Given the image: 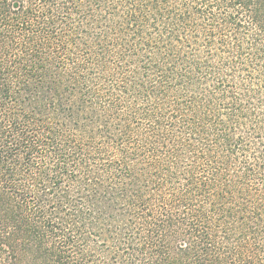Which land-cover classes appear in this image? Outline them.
<instances>
[{
  "label": "trees",
  "instance_id": "trees-1",
  "mask_svg": "<svg viewBox=\"0 0 264 264\" xmlns=\"http://www.w3.org/2000/svg\"><path fill=\"white\" fill-rule=\"evenodd\" d=\"M127 1L0 0V264H264V0Z\"/></svg>",
  "mask_w": 264,
  "mask_h": 264
},
{
  "label": "rangeland",
  "instance_id": "rangeland-1",
  "mask_svg": "<svg viewBox=\"0 0 264 264\" xmlns=\"http://www.w3.org/2000/svg\"><path fill=\"white\" fill-rule=\"evenodd\" d=\"M147 3L149 1H153V3L158 4V7H161L164 11L168 10L170 12H176L182 13L185 12L187 9L192 11H195L194 19L191 20V24H196L199 26H208V25H219L222 24L223 18L225 16L223 15L224 12H226V8H229V12L233 13L231 14V17L233 18L230 22H236V23H242L246 24L249 19L245 13V5H235L232 6L230 4H224V0H145ZM230 0H226V3H228ZM129 4H126L125 10L128 11L131 3L138 2V0H128ZM146 3V4H147ZM150 6V4H149ZM121 13L124 11L122 10V7L120 9ZM229 16V15H228ZM234 16V17H233Z\"/></svg>",
  "mask_w": 264,
  "mask_h": 264
}]
</instances>
